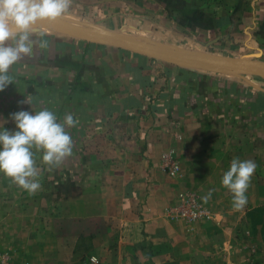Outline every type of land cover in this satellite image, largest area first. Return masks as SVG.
<instances>
[{
    "label": "crops",
    "instance_id": "0c3cea01",
    "mask_svg": "<svg viewBox=\"0 0 264 264\" xmlns=\"http://www.w3.org/2000/svg\"><path fill=\"white\" fill-rule=\"evenodd\" d=\"M143 1L73 0L63 17L153 43L264 61V0L259 2L263 13L260 28H244L237 22L232 37H228L222 31L230 28L219 18L202 39L184 30L176 31L178 24L157 12L158 5L151 11ZM34 29L32 53L11 67L14 82L0 91V117L16 125L12 114L21 110L34 113L48 108L60 120L73 114L79 123L68 131L74 142L73 152L79 157L78 162L70 164L85 166L86 182L94 178L91 168H112L105 178V197L112 202L123 200L104 212L111 217L118 215L117 225L113 219L97 227L87 217L67 228L69 244H76L84 235L92 236L93 248L81 262L94 254L100 264H189L180 228H175L174 220L171 225L165 222L170 219L158 202L165 205L162 199L171 203L178 187L189 189L198 183L200 173L213 167L209 162L213 155L207 148L208 140L202 138L203 132L184 133L176 125L170 107L174 88L184 95L191 74L205 75L197 79L211 81L215 74L227 76L228 81H234L232 77L247 81L248 75L199 69L192 72V68L125 48L42 27ZM41 32L46 34V48L40 47ZM222 37L224 47L217 45ZM27 99L30 103L24 102ZM166 151H173L181 163L180 181L161 171V155ZM68 159L72 161L73 157ZM147 233L154 235L150 238Z\"/></svg>",
    "mask_w": 264,
    "mask_h": 264
},
{
    "label": "rangeland",
    "instance_id": "374dc122",
    "mask_svg": "<svg viewBox=\"0 0 264 264\" xmlns=\"http://www.w3.org/2000/svg\"><path fill=\"white\" fill-rule=\"evenodd\" d=\"M145 1L151 11L158 5L157 12L172 18L178 24L176 31L184 30L201 39L207 37L206 29H213L219 18L230 28L222 31L228 37H232L237 22L244 28H260L263 21L261 0ZM222 39L218 46L223 44ZM200 76L205 75L191 74L184 95L174 88L170 107L182 132H203L202 138L208 140L207 148L212 150L209 162L213 167L200 173L198 183L189 189L178 187L173 202L161 199L166 204L158 202V206L170 219L165 222L171 225L174 220L178 225L175 228H180L189 264H264V78L248 75L245 81L232 77L234 82L225 75L215 74L213 81L197 79ZM3 128L16 130V125L0 117V130ZM71 157L72 161L69 156L59 167L49 168L42 162V153H37L42 188L35 195H29L0 173V252L6 256V264H80L82 256L93 248L92 236L84 235L71 246L67 228L87 217L97 227L113 219L115 225L120 222L118 215L104 214L110 206L121 205L122 200L112 202L105 197V178L112 168H91L94 178L86 182L85 166L70 164L78 162V152ZM237 157L258 165L247 192L248 203L242 210L233 208L232 194L221 183L224 172ZM161 171L173 181L183 176H171L162 163ZM212 189L215 191L205 202L203 197ZM187 193L197 196L208 215L194 219L181 214V196ZM147 235L152 238L154 234ZM150 250L152 254L154 248Z\"/></svg>",
    "mask_w": 264,
    "mask_h": 264
},
{
    "label": "clouds",
    "instance_id": "9594fccd",
    "mask_svg": "<svg viewBox=\"0 0 264 264\" xmlns=\"http://www.w3.org/2000/svg\"><path fill=\"white\" fill-rule=\"evenodd\" d=\"M73 0H0V91L13 83L10 69L23 57L32 53L34 26L41 19L55 21L65 15ZM40 47L48 46L46 35L40 34ZM30 103L27 101H24ZM16 130H0V173L12 182L35 195L41 188V169L37 165V153L42 162L59 167L73 153L74 142L69 128L79 119L66 114L60 120L57 114L43 108L30 112L21 110L12 114ZM258 165L251 159L233 158L230 168L222 176V186L232 194V206L242 210L248 203L247 192ZM215 189L203 197L207 202Z\"/></svg>",
    "mask_w": 264,
    "mask_h": 264
},
{
    "label": "water",
    "instance_id": "95a60500",
    "mask_svg": "<svg viewBox=\"0 0 264 264\" xmlns=\"http://www.w3.org/2000/svg\"><path fill=\"white\" fill-rule=\"evenodd\" d=\"M34 27L56 30L91 42L125 48L192 69L232 75H254L264 78V61L257 59L218 55L200 50L153 43L116 31L98 29L63 16L55 21L41 19Z\"/></svg>",
    "mask_w": 264,
    "mask_h": 264
},
{
    "label": "built area",
    "instance_id": "2783aa9c",
    "mask_svg": "<svg viewBox=\"0 0 264 264\" xmlns=\"http://www.w3.org/2000/svg\"><path fill=\"white\" fill-rule=\"evenodd\" d=\"M161 163L171 176L179 177L182 175L181 163L174 157L173 151L163 152L161 155ZM181 202V214L185 217L197 219L201 216L208 215V212L202 207L199 199L194 194H182ZM6 260V256L0 252V264H6ZM81 264H100V259L98 256L90 254L83 259Z\"/></svg>",
    "mask_w": 264,
    "mask_h": 264
}]
</instances>
